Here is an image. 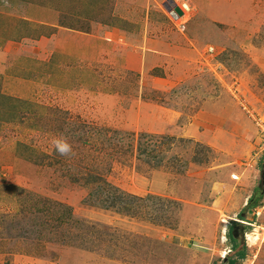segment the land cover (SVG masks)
Instances as JSON below:
<instances>
[{
  "label": "rangeland",
  "instance_id": "1",
  "mask_svg": "<svg viewBox=\"0 0 264 264\" xmlns=\"http://www.w3.org/2000/svg\"><path fill=\"white\" fill-rule=\"evenodd\" d=\"M165 1L0 0V264H264V0Z\"/></svg>",
  "mask_w": 264,
  "mask_h": 264
},
{
  "label": "trees",
  "instance_id": "2",
  "mask_svg": "<svg viewBox=\"0 0 264 264\" xmlns=\"http://www.w3.org/2000/svg\"><path fill=\"white\" fill-rule=\"evenodd\" d=\"M104 131H109L108 129H105ZM117 133V132H116ZM152 135L148 133H142L139 135L137 145H136V156L138 158H141L142 160H146L148 162L153 161L154 165H160L163 161V153L159 152L155 154L154 152L158 147H160L164 142L163 141H152ZM264 179V173L261 177V180ZM98 185L94 186L92 190L87 194V196L84 199V203L96 206L102 209L106 210H114L119 213H126L129 214L131 211V208L133 207L134 201L137 199L144 200L146 198H156V200H163L170 203H176L177 201L173 199H169L166 197H162L160 195H154L148 193L145 196H137L132 193H129L127 191H124L120 189L117 186H114L107 182H101L97 183ZM263 184V181H262ZM263 190V186L261 187V193ZM255 195L252 194L246 203L245 206H250L252 204V201L254 200ZM257 204V202H255ZM255 204V205H256ZM239 218H242L243 211L239 212L238 214ZM250 229V226H243L242 232ZM236 252V251H235ZM237 256L243 257L244 253L243 251H237Z\"/></svg>",
  "mask_w": 264,
  "mask_h": 264
},
{
  "label": "built area",
  "instance_id": "3",
  "mask_svg": "<svg viewBox=\"0 0 264 264\" xmlns=\"http://www.w3.org/2000/svg\"><path fill=\"white\" fill-rule=\"evenodd\" d=\"M211 50V48H210ZM234 176V175H232ZM233 178V177H232ZM251 214L253 216H255V220L249 221L248 218H242V219H238V221L243 224V226H251L254 227L255 225H257V227H259L262 230V234L264 235V181H263V190H262V198L261 201H259L255 207L253 208V210L251 211ZM246 233L244 231V236L246 237Z\"/></svg>",
  "mask_w": 264,
  "mask_h": 264
},
{
  "label": "clouds",
  "instance_id": "4",
  "mask_svg": "<svg viewBox=\"0 0 264 264\" xmlns=\"http://www.w3.org/2000/svg\"><path fill=\"white\" fill-rule=\"evenodd\" d=\"M55 151L60 155L67 157L71 154V146L67 143L66 140L56 139L53 141Z\"/></svg>",
  "mask_w": 264,
  "mask_h": 264
},
{
  "label": "water",
  "instance_id": "5",
  "mask_svg": "<svg viewBox=\"0 0 264 264\" xmlns=\"http://www.w3.org/2000/svg\"><path fill=\"white\" fill-rule=\"evenodd\" d=\"M163 6L167 9V10H173L175 13H177L178 15L182 14V11L179 9V7L177 5H175L173 0H166L163 3ZM264 181V179L262 180Z\"/></svg>",
  "mask_w": 264,
  "mask_h": 264
},
{
  "label": "bare ground",
  "instance_id": "6",
  "mask_svg": "<svg viewBox=\"0 0 264 264\" xmlns=\"http://www.w3.org/2000/svg\"><path fill=\"white\" fill-rule=\"evenodd\" d=\"M184 7L186 8V5H184ZM233 175L234 176H232V177L236 178V175L235 174H233ZM222 222L227 223V220L225 218H223ZM255 233H256V229H253L249 233H246V237H245L246 240L249 242L253 240V242H255V240L257 239V236Z\"/></svg>",
  "mask_w": 264,
  "mask_h": 264
}]
</instances>
